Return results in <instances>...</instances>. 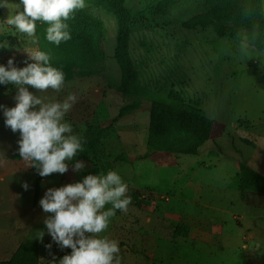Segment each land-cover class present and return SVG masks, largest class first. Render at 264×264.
Returning <instances> with one entry per match:
<instances>
[{
	"label": "rangeland",
	"instance_id": "rangeland-1",
	"mask_svg": "<svg viewBox=\"0 0 264 264\" xmlns=\"http://www.w3.org/2000/svg\"><path fill=\"white\" fill-rule=\"evenodd\" d=\"M161 1L125 2L132 16V60L141 82L149 89L172 85L187 102L201 107L213 120L212 138L218 145L203 149L197 156L159 152L146 157V107L119 120L107 132L119 105L112 86L120 79L114 60L117 25L111 14L86 4L85 9L106 29L102 72L65 81L59 93L51 89L38 92L31 86L29 90L56 99L74 93L77 101L65 115L73 132L83 139L93 130L103 131L96 138L94 159H78L84 162V169L75 172L74 161L67 162L69 170L48 175L47 183H72L89 173H102L105 163L113 162L112 170L128 185L131 203L127 211L116 210L101 235L119 242L121 264H264V200L249 196L241 202L238 192L230 187L237 163L264 175V50L246 44L242 52L244 43L218 38L211 27L185 28L184 22L204 12L206 0H172L165 9ZM16 3L18 0H9L7 8H0V21L15 12ZM262 10L264 15V0ZM33 39L35 35L28 37L0 23V43L9 45L0 48V64L13 58L16 66L23 67L25 52L37 48ZM4 92L6 96L12 94L0 104L14 106L15 87L4 85ZM18 138L19 133L5 127L0 114L1 150L18 155ZM25 167L21 163L20 168ZM195 202L227 208L223 250L216 240L212 243L219 249L197 244L194 235L191 239H168L165 226L169 221H161L160 211L176 212V204L183 207L182 203L194 208L191 203ZM237 212L242 216H236V221L231 214ZM135 219L138 225L133 223ZM169 220L168 228L172 229L176 226L174 217ZM216 231L219 233L220 228Z\"/></svg>",
	"mask_w": 264,
	"mask_h": 264
},
{
	"label": "clouds",
	"instance_id": "clouds-1",
	"mask_svg": "<svg viewBox=\"0 0 264 264\" xmlns=\"http://www.w3.org/2000/svg\"><path fill=\"white\" fill-rule=\"evenodd\" d=\"M9 0H0V8H7ZM86 7L85 0H18L15 12L0 23L13 27L18 33L33 37L36 22L45 23V39L57 46L71 39L66 21L76 10ZM33 44L36 40L33 39ZM0 43V48H8ZM242 52L246 44H242ZM24 66L18 67L13 58L0 64V85L11 84L16 93L14 106L0 104L5 127L19 133L17 151L20 158L41 177L52 173L64 174L67 162L74 161L75 172L85 168L76 160L83 150L82 138L73 132L65 115L77 101L74 93L63 99L40 96L29 90L59 93L65 83L62 68L53 66L48 51L33 48L26 51ZM28 190L27 182L22 184ZM128 185L115 170L106 173H89L82 179L48 188L39 200L43 212L49 213L44 226L61 249H71L59 260L53 257L50 264H121L119 242L101 235L108 228L116 210L127 211L131 203ZM110 205V207H105ZM38 238L42 239L43 231ZM51 248V244L45 245Z\"/></svg>",
	"mask_w": 264,
	"mask_h": 264
},
{
	"label": "trees",
	"instance_id": "trees-1",
	"mask_svg": "<svg viewBox=\"0 0 264 264\" xmlns=\"http://www.w3.org/2000/svg\"><path fill=\"white\" fill-rule=\"evenodd\" d=\"M125 2L126 0H85L86 4L102 8L111 14L117 25L114 60L120 70V79L112 86L119 105L115 115L110 118L107 132L119 120L146 107V157L159 152L172 156H197L203 149L216 147L218 144L212 138L213 120L201 107L187 102L182 93L172 85L163 84L158 89L151 90L141 82L130 54L132 16ZM172 4V0H163L160 6L165 9ZM66 22L71 39L57 46L45 39L47 25L37 21L34 34L37 48L50 53L53 66L62 68L65 73V81L102 72L105 62L103 40L106 33L102 21L84 8L76 10ZM183 26L187 29L211 27L218 38L235 40L256 50H264L262 0H206L204 12L184 22ZM5 93L4 85H0V99L6 96ZM101 131L103 129L88 131L82 139L83 150L78 152L74 159H94L96 138ZM244 142L247 143L246 140ZM112 168L113 162L107 161L102 173ZM237 168L230 187L238 192L241 202H245L250 193L264 195V175L241 162L237 163ZM31 169L36 175V198L44 177L39 176L34 168ZM189 230V227L177 224L173 229V238H187ZM70 251L71 249H66L55 259L59 260ZM52 260L46 264H50ZM0 264H38L37 242L28 240L21 243L10 259Z\"/></svg>",
	"mask_w": 264,
	"mask_h": 264
},
{
	"label": "crops",
	"instance_id": "crops-1",
	"mask_svg": "<svg viewBox=\"0 0 264 264\" xmlns=\"http://www.w3.org/2000/svg\"><path fill=\"white\" fill-rule=\"evenodd\" d=\"M7 96L2 97L0 101L4 100ZM2 147L4 146H0V263L8 261L21 243L33 240L38 245V264H46L53 257H57L68 248L61 249L52 241L43 223L44 218L50 214L43 212L38 202L46 189L62 185H49L47 183L49 178L45 176L41 181L38 196L35 198V173L31 167H27L26 162L20 158L19 154H8L1 150ZM17 160L22 161L18 163ZM21 163H24L26 166L23 170L20 168ZM24 182H27L29 185L28 190H24L22 187ZM249 196L264 200V195L250 193L247 195V198ZM191 204H193L194 208L191 206L186 207L183 203V207H179L176 204L175 209H173L176 212L168 209L165 211L161 210L158 216L162 218L161 221L163 223L172 222L169 219L174 217L173 224L189 227V235L184 239H191L192 235H194L197 244L207 246V248L219 249L213 246L212 241L216 240L218 241L217 244L221 243V249L223 250L225 241L227 240V238L225 240L226 236L224 235L225 228L227 227V217L225 216L228 211L227 208L204 206L196 202ZM253 208H256V206ZM231 215L234 220H236V216H242L238 212L236 215L234 213ZM169 222L167 227L165 226L168 239H180L173 238L174 226L172 229L168 228L170 226ZM133 223L138 225L137 219ZM216 228H220L219 233L216 231ZM39 231L44 232L42 239L38 238L40 235ZM48 244H51V248L45 247ZM182 251L184 254H187L184 248H182Z\"/></svg>",
	"mask_w": 264,
	"mask_h": 264
}]
</instances>
